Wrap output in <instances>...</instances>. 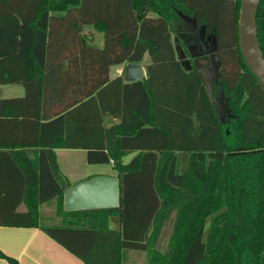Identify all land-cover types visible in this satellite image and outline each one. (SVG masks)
<instances>
[{"label":"trees","instance_id":"1","mask_svg":"<svg viewBox=\"0 0 264 264\" xmlns=\"http://www.w3.org/2000/svg\"><path fill=\"white\" fill-rule=\"evenodd\" d=\"M240 9L241 0H0V84L25 88L0 95V225L41 227L85 264H123L125 249L149 264H264V86L240 49ZM257 25L264 54V0ZM201 35L215 43L212 88L189 48ZM147 54L143 79L111 76ZM59 148L110 164L120 205L65 210ZM52 200L56 216H42Z\"/></svg>","mask_w":264,"mask_h":264},{"label":"water","instance_id":"2","mask_svg":"<svg viewBox=\"0 0 264 264\" xmlns=\"http://www.w3.org/2000/svg\"><path fill=\"white\" fill-rule=\"evenodd\" d=\"M261 0H241L239 17V44L242 55L257 76L260 84L264 86V54L258 37L257 13ZM214 51V49H213ZM207 61L211 62L207 57ZM186 68L190 67V60L185 59ZM145 77L141 63L129 62L125 67V80L133 82ZM220 107V103H217ZM138 154L133 151L123 159L128 165ZM121 198V182L117 174H96L70 184L64 193V209L85 210L93 208L118 207Z\"/></svg>","mask_w":264,"mask_h":264},{"label":"crops","instance_id":"3","mask_svg":"<svg viewBox=\"0 0 264 264\" xmlns=\"http://www.w3.org/2000/svg\"><path fill=\"white\" fill-rule=\"evenodd\" d=\"M206 59L201 65L198 63V65H200L201 68L203 67V69L204 67L206 68L207 65L211 64V62L207 61ZM143 62H141V64L143 66L144 74L146 76V65ZM126 64L127 63L113 66L110 72L111 76L115 77L117 75H122L125 77ZM64 149L66 148H59L56 151L61 171L68 178L71 184L89 178L90 176L96 175V173H84L81 176H69L64 171L59 159V153ZM69 150L72 151L78 149ZM84 153L86 156V150H84ZM29 154L32 155L31 150H29ZM105 174L115 173L111 171L110 173ZM42 216L51 217L50 214ZM110 225L112 228L118 229L120 227L119 218L117 216H112L110 218ZM0 251L5 255L17 260L19 264H85V262L79 256L75 255L73 252L65 248L58 241L49 236L41 227H17L0 225ZM0 264L13 263L10 260L0 256Z\"/></svg>","mask_w":264,"mask_h":264},{"label":"rangeland","instance_id":"4","mask_svg":"<svg viewBox=\"0 0 264 264\" xmlns=\"http://www.w3.org/2000/svg\"><path fill=\"white\" fill-rule=\"evenodd\" d=\"M87 34L90 36L91 40L94 38V42L97 45H103L104 43V34L102 32L97 31L94 27L89 26L86 28ZM213 56V55H212ZM150 61V57L147 54L145 57V61L143 62L146 66ZM217 68V61L213 57L212 63L207 65L202 71L204 72L205 82L207 83L209 88H212L213 81L215 80V72ZM25 93V88L22 84L18 83H8V84H0V95L3 97H10V96H21ZM59 159L64 171L70 176H81L84 173H96V174H105L110 173L113 171V168L110 164H89L86 160V156L84 150H72L64 149L59 153ZM190 163V153L181 151L179 153V161L177 170L178 172H184ZM116 174V173H115ZM56 201L52 200L44 205L41 206V214L48 215L56 214ZM178 213V209L176 208L171 218L165 223L162 235L157 243L156 249L161 252H166V250L171 245V238L173 236V230L175 225L176 216ZM210 227V220L207 222V230L205 233V238L207 237V232ZM123 255V264H149L146 252L133 250V249H126L124 250ZM125 257V259H124Z\"/></svg>","mask_w":264,"mask_h":264},{"label":"flooded vegetation","instance_id":"5","mask_svg":"<svg viewBox=\"0 0 264 264\" xmlns=\"http://www.w3.org/2000/svg\"><path fill=\"white\" fill-rule=\"evenodd\" d=\"M190 52L193 55L195 61L200 65L205 61L207 57L210 58L212 63L213 49L215 48V43L211 36L201 35L196 38L193 43L189 45Z\"/></svg>","mask_w":264,"mask_h":264}]
</instances>
